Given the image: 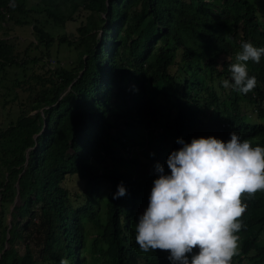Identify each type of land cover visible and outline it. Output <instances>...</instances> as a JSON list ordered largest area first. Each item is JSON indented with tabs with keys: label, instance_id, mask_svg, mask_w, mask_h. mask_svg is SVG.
Returning <instances> with one entry per match:
<instances>
[{
	"label": "trees",
	"instance_id": "1",
	"mask_svg": "<svg viewBox=\"0 0 264 264\" xmlns=\"http://www.w3.org/2000/svg\"><path fill=\"white\" fill-rule=\"evenodd\" d=\"M263 1L36 0L26 5L25 0H0V27L11 19L24 22L30 10L62 23L82 8L84 22L76 31L87 37L85 53L75 67L61 66L57 59L47 69L30 102L33 112L20 109L0 130V139L5 140L0 151V168H4L0 200L11 201L16 193L20 202L13 205L12 215H28L8 228L0 225V264H60L62 258L69 264H84L83 250L98 251L105 264H142L141 259L145 264H171L168 252H143L135 241L153 175L130 176L115 164L127 159L137 162L134 155L124 154L128 149L145 153L146 146L152 156L154 143L143 146L140 138L155 133L158 116L163 115L154 103L156 95L173 98L175 112L168 122L172 152L181 147L178 139L190 143L193 138L214 136L227 142L232 131L241 141L264 147V55L259 63L248 62L249 75L257 78L253 91L242 94L221 83L232 82V55L242 40L264 47V23L257 15L264 13ZM33 31L48 44L51 37L45 30L33 26ZM67 39L58 36L60 41ZM15 56L12 42L0 36V70L19 64ZM212 83L223 87L228 104ZM118 99L124 108L112 110ZM244 104L255 108V122L240 111ZM160 148L157 145L153 161ZM71 174L81 181L79 192L64 185ZM102 181L109 185L100 242L88 246L82 238V219L97 222L92 201L98 199ZM121 182L126 195L113 199ZM70 195L81 197L79 203H73ZM242 202L247 208L238 220L241 228L235 233L239 239L233 257L245 264H264V236H260L264 235V190L243 194ZM33 217L40 243L37 256L24 241L21 248L14 242Z\"/></svg>",
	"mask_w": 264,
	"mask_h": 264
},
{
	"label": "clouds",
	"instance_id": "2",
	"mask_svg": "<svg viewBox=\"0 0 264 264\" xmlns=\"http://www.w3.org/2000/svg\"><path fill=\"white\" fill-rule=\"evenodd\" d=\"M262 55L264 47L242 40L230 64L232 82L223 80V87L242 94L253 91L257 78L249 75L248 62L259 63ZM177 143L181 147L166 161L170 175L159 163L152 170L158 178L138 217L136 243L143 252H168L171 264H245L233 257L239 239L235 233L247 208L243 194L264 190V147L241 141L235 131L227 142L208 136ZM124 195L121 182L113 199ZM60 264L69 261L62 258Z\"/></svg>",
	"mask_w": 264,
	"mask_h": 264
},
{
	"label": "rangeland",
	"instance_id": "3",
	"mask_svg": "<svg viewBox=\"0 0 264 264\" xmlns=\"http://www.w3.org/2000/svg\"><path fill=\"white\" fill-rule=\"evenodd\" d=\"M36 0H25L26 5L32 4ZM257 2L262 0H256ZM264 2V1H263ZM264 8V5H263ZM258 20L261 23H264V13L259 12ZM85 10L78 8L74 14L64 22H55L51 17L44 14V12L32 11L30 10L27 15L24 17L25 21L22 23H15L13 19L5 22V26L0 27V36L9 39L13 48L16 52V60L20 62L19 64H13L11 67L3 66L4 69L0 70V130L7 127L8 123L13 121L15 117L19 114V110H27L26 113H32L33 109L30 106V102L36 96V90L39 88V81L43 80L42 76H46L48 73L47 69L53 67L54 62L56 63L57 59L59 64L64 67H75L77 64V59L83 57L84 50L86 49L87 37L79 36L77 34L76 28L84 22ZM33 26L40 27L45 30L50 35V40L48 44H44L43 40H38L33 31ZM59 35H64L68 39L65 41L58 40ZM238 50L235 49L233 52L232 58L235 61V54ZM36 57L35 60L30 59L31 57ZM170 71H174V66L169 67ZM46 84V82L44 81ZM128 84V83H127ZM132 85V81L129 82ZM114 85V83H113ZM115 88V85L113 86ZM213 90L219 93L220 98L225 99V104H228V99L222 94L223 87L217 86V84L212 83ZM126 92V91H125ZM122 99H126V93H119ZM15 95V97H13ZM135 97V96H133ZM130 97V98H133ZM122 99H118L112 105V110H120L124 108V103ZM154 103L159 105V109L163 112V115L158 116L159 124L155 126V133L152 130L151 134H147L140 139L142 140V145L146 142L152 141L154 143V148L152 150V156H149V148H146V152H139L138 154H133L129 149L125 151V155L130 156L131 154L137 159L136 163H131V161L124 160L121 163L115 164L122 171H125L130 176L136 175L145 170L149 172L151 170L152 178L156 179L157 173L154 170L157 163L163 165L164 170L168 171L167 158L171 154L170 150V140H171V131L168 127V122L173 118L175 109L173 105V98L163 96L160 97L156 95L154 98ZM22 104H26L25 106ZM240 111L245 112L250 116V119H254L255 116L252 114L254 112L252 108H248V105L244 104L240 106ZM212 107H210L211 109ZM21 110V111H22ZM41 108H39V111ZM141 133V132H140ZM146 134V131L144 132ZM138 135V134H137ZM159 135L161 137V145L158 144ZM0 143L3 145V148L0 149L1 152L4 151L5 140L0 139ZM140 144V145H141ZM138 145L137 148L142 146ZM157 145L160 146V156H158L156 161H153L157 156ZM123 154V155H124ZM152 157V158H149ZM162 157L161 163L159 162ZM159 160V161H158ZM116 163V162H115ZM96 168H100V165H95ZM152 168V169H150ZM4 168H0V177L3 174ZM170 172V170H169ZM136 173V174H135ZM139 177V175H137ZM148 176V175H147ZM5 177V175L3 176ZM64 185L68 188L69 191L79 192L81 187V181L78 180L75 174H71L66 177ZM109 183L106 181L101 182V189L99 190L98 199H93V210L94 217L97 222L93 220L82 219V228H83V240L85 244L90 246L95 242L98 244L100 241L99 234L101 232V226L104 223V213L105 206L104 200L106 196V190ZM11 201H2L0 200V225H6L7 228L10 227L11 222L15 223L17 219H28V215H23L20 217L17 213L12 215L13 205H16L20 202L17 194L12 196ZM81 197H74L70 195V200L77 204ZM36 210V209H32ZM36 217H33L32 224L28 225L20 236L19 240H15V246L20 247L23 245V241L31 247L34 256L38 255L39 250V241L37 235L38 227L35 225ZM25 221V220H24ZM20 229L22 228L19 225ZM1 229V228H0ZM264 229V228H263ZM260 236H264L263 233ZM25 237V238H24ZM24 238V239H23ZM23 239V240H22ZM95 241V242H94ZM93 242V243H92ZM157 254L165 253L157 249ZM84 254V264H105L104 259L99 256V252L95 253L89 252L88 250H83ZM141 263H144V260L141 259ZM145 264V263H144Z\"/></svg>",
	"mask_w": 264,
	"mask_h": 264
},
{
	"label": "crops",
	"instance_id": "4",
	"mask_svg": "<svg viewBox=\"0 0 264 264\" xmlns=\"http://www.w3.org/2000/svg\"><path fill=\"white\" fill-rule=\"evenodd\" d=\"M144 172H145V171H144ZM150 173H151V172H150V170H149V172H147V173H146V172L143 173V171H142V172L139 173V174H136V173H135V174H136V175H140V174H147V175H149ZM165 173L170 175L169 169H168V171L166 170Z\"/></svg>",
	"mask_w": 264,
	"mask_h": 264
}]
</instances>
